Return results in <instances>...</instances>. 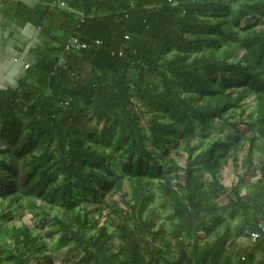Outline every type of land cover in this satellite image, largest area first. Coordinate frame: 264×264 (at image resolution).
<instances>
[{
	"label": "trees",
	"instance_id": "trees-1",
	"mask_svg": "<svg viewBox=\"0 0 264 264\" xmlns=\"http://www.w3.org/2000/svg\"><path fill=\"white\" fill-rule=\"evenodd\" d=\"M53 1L8 3L50 44L0 92V264H57L56 233L64 264H264V0ZM70 36L103 46L65 53ZM215 125L230 136L196 153ZM244 148L253 180L223 184ZM23 202L68 216L45 239L2 225Z\"/></svg>",
	"mask_w": 264,
	"mask_h": 264
},
{
	"label": "rangeland",
	"instance_id": "rangeland-1",
	"mask_svg": "<svg viewBox=\"0 0 264 264\" xmlns=\"http://www.w3.org/2000/svg\"><path fill=\"white\" fill-rule=\"evenodd\" d=\"M250 105L253 104V99L249 98L246 100ZM198 141L202 142L201 145L198 146V150L196 153H200L201 148L204 146V144L215 137L220 138H227L230 136V133L225 128H221L219 125H215L211 130H209L206 134L198 135ZM245 154V148L239 152L238 154V161H237V169L229 162L226 166L222 168L220 171V175L222 177V182L225 185L230 184L231 182H234L235 177L234 173L235 171H238L239 174L243 176L244 181H252L253 178L251 177L250 169H244L242 168V160ZM171 155L176 160L177 165L182 169L186 162V156L184 154H179L177 156L173 155V152L171 151ZM259 161V156L256 154L252 159V165L257 166ZM182 172L177 171L175 172H166V175L171 179L173 183L178 181V178L180 179ZM126 190V189H125ZM153 191L156 194L155 198V205H157L158 202V192L155 187H153ZM243 193V189L241 191ZM37 210L35 211V215H32L28 212V210L25 207V202L22 203L23 207L19 213H16L11 219L2 221V225L6 226H15L19 227L22 224L27 225L34 234H39L44 239L46 238L45 233L52 229L50 219L53 216H58L60 218H66L68 215H65L63 212V209L60 207L59 203L55 206H50L48 204H45L43 202H37ZM157 212L164 216L165 213H162L161 210L158 208ZM112 216V213L110 212V209H106L103 211V215L99 216L95 212L92 214V218L98 220V224H101L103 222V217ZM95 228H92L89 230V234L95 233ZM58 237V234H54V237L46 238V242L48 243V253L52 255L54 261L57 264H64L65 263V256L67 252V247H60L55 244V239ZM55 238V239H54ZM118 239L116 236H112L111 239L107 242V247L110 250L111 253H116L118 248Z\"/></svg>",
	"mask_w": 264,
	"mask_h": 264
},
{
	"label": "crops",
	"instance_id": "crops-1",
	"mask_svg": "<svg viewBox=\"0 0 264 264\" xmlns=\"http://www.w3.org/2000/svg\"><path fill=\"white\" fill-rule=\"evenodd\" d=\"M11 1H0V92L16 88L26 71L37 64L39 50L50 44L42 27L12 17L8 4ZM20 1L29 8L50 2Z\"/></svg>",
	"mask_w": 264,
	"mask_h": 264
},
{
	"label": "built area",
	"instance_id": "built-area-1",
	"mask_svg": "<svg viewBox=\"0 0 264 264\" xmlns=\"http://www.w3.org/2000/svg\"><path fill=\"white\" fill-rule=\"evenodd\" d=\"M53 6L59 7V8H64L66 9V4L63 2V0H54L52 2ZM125 39H127V37H124ZM103 46L102 42L100 40H92L89 43H85V42H80L75 36H70L67 38V40L65 41L62 51L67 53V52H79V51H86V50H90V49H99ZM122 51H119L117 53L118 57L122 56ZM264 230V225H262V229ZM260 236V232L259 231H253L250 233L249 237L252 241L256 240L257 238H259Z\"/></svg>",
	"mask_w": 264,
	"mask_h": 264
}]
</instances>
